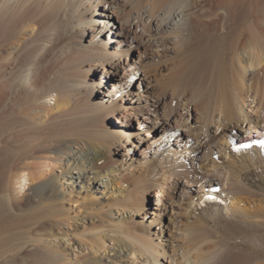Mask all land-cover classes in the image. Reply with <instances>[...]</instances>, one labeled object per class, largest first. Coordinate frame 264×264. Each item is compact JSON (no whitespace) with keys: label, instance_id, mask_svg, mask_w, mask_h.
Wrapping results in <instances>:
<instances>
[{"label":"bare ground","instance_id":"obj_1","mask_svg":"<svg viewBox=\"0 0 264 264\" xmlns=\"http://www.w3.org/2000/svg\"><path fill=\"white\" fill-rule=\"evenodd\" d=\"M0 175V264H264V0H0Z\"/></svg>","mask_w":264,"mask_h":264},{"label":"rangeland","instance_id":"obj_2","mask_svg":"<svg viewBox=\"0 0 264 264\" xmlns=\"http://www.w3.org/2000/svg\"><path fill=\"white\" fill-rule=\"evenodd\" d=\"M105 34V33H104ZM103 34V36H104V39H106V36L105 35H107V33L104 35ZM102 35L100 34L99 35V38L98 39H100V37H101ZM89 40V38H87V40H86V42ZM111 77H115V75L114 74H112L111 75ZM137 83L138 82H136V86H137ZM97 95V96H96ZM93 96V95H92ZM94 96L98 99V97H100V94H99V90L97 91V89L94 91ZM51 103V104H50ZM54 103V101H53V97H51L50 99H48V104L49 105H52ZM113 121H107V128H114L113 127ZM136 127V124H134V128ZM135 131V130H134ZM46 167V168H45ZM65 168H63V166L62 165H50V164H48V163H46V165L44 164V165H41V167H40V171H43V172H45V175H46V177L47 178H54L56 175H58V174H60V173H63V172H65V170H64ZM1 176V175H0ZM71 177H75V175H73V174H69V173H67L66 175H64L63 176V178L61 179V189L63 190V191H66V192H71V190H72V192L70 193L71 194V200L72 201H76L77 203H81V200H80V198H78V196H83V193L82 192H80L79 191V186L80 185H78V186H72V187H69L70 185H72V183L74 182V179L73 178H71ZM29 184V181L28 180H25L23 183H22V185L20 186V184L19 185H17L16 187V189L19 191V196H24L25 198L23 199L24 201H25V203L26 204H28L29 202H30V199H29V196H27V194H28V191H29V186H30V184ZM25 186V187H24ZM4 187V188H3ZM5 187L6 186H1L0 187V193L1 192H3V191H7L8 190V188H6V190H5ZM23 187V188H22ZM111 187V188H110ZM4 189V190H3ZM102 189V190H101ZM109 190H111V193H108L107 191H106V189L105 188H103V187H100V190H99V192H94V195L93 194H91L92 196H94V197H88V201L90 202V203H97V201L95 200V198L96 197H98V196H100L101 198L102 197H104V200L102 199L101 201L102 202H109V203H112V199L110 198V197H112V195L113 196H115V195H117V192H118V190H117V188H116V186H114V185H112V186H109V188H108ZM8 191H10V188H9V190ZM20 192H21V194H20ZM93 192V191H92ZM25 193V194H24ZM103 193H105V194H103ZM24 201H22L23 203H24ZM108 203V204H109ZM65 206L66 207H71V208H73L74 209V211H75V209H76V212L78 213V212H82V209H80V205H77V204H72V202H68V203H66L65 204ZM114 213H116V212H114ZM28 250H33V247H30ZM17 258V259H16ZM16 258H14V260H13V258H8L7 260H4L3 261V263L4 264H24L23 262H25L24 260H23V256L22 255H18V256H16ZM16 260V261H15ZM21 261V262H20ZM2 263V264H3Z\"/></svg>","mask_w":264,"mask_h":264}]
</instances>
